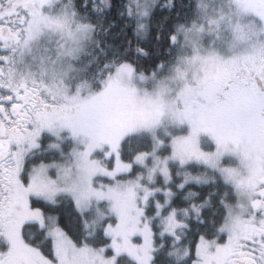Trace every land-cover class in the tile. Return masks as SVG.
Masks as SVG:
<instances>
[{
    "label": "snow or ice",
    "instance_id": "obj_1",
    "mask_svg": "<svg viewBox=\"0 0 264 264\" xmlns=\"http://www.w3.org/2000/svg\"><path fill=\"white\" fill-rule=\"evenodd\" d=\"M0 264H264V0H0Z\"/></svg>",
    "mask_w": 264,
    "mask_h": 264
},
{
    "label": "rangeland",
    "instance_id": "obj_2",
    "mask_svg": "<svg viewBox=\"0 0 264 264\" xmlns=\"http://www.w3.org/2000/svg\"><path fill=\"white\" fill-rule=\"evenodd\" d=\"M45 48H51V44L49 41L48 37H41L34 45H33V55L36 56H40V55H44V49ZM87 51V50H86ZM82 55V53L80 54V56ZM78 60V59H77ZM76 60V61H77ZM24 61L25 63H29V57L27 55H25L24 57ZM76 61H74V63H76Z\"/></svg>",
    "mask_w": 264,
    "mask_h": 264
},
{
    "label": "trees",
    "instance_id": "obj_3",
    "mask_svg": "<svg viewBox=\"0 0 264 264\" xmlns=\"http://www.w3.org/2000/svg\"><path fill=\"white\" fill-rule=\"evenodd\" d=\"M97 3H99V0H97ZM94 51V50H93ZM87 51L85 53H82V55L79 57V59L76 61V64H81L83 63V60L87 59Z\"/></svg>",
    "mask_w": 264,
    "mask_h": 264
}]
</instances>
